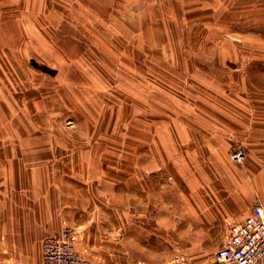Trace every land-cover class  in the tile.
<instances>
[{"label": "crops", "instance_id": "obj_1", "mask_svg": "<svg viewBox=\"0 0 264 264\" xmlns=\"http://www.w3.org/2000/svg\"><path fill=\"white\" fill-rule=\"evenodd\" d=\"M60 1L0 0V63L11 70L0 69V264H41L42 239L66 225L94 263L153 264L182 255L196 264H236L216 262L214 251L231 225L264 205V85L248 84L252 65L264 80V0H158L159 16L167 3L182 12L186 2L192 16L237 19V28H220L219 62L229 73H213L210 64V89L197 105L183 86L166 87L183 82L177 68L190 63L134 61L150 66L145 73L113 57L104 61L96 30L90 43L84 34L72 61L64 48L67 57L55 58L58 44L48 34L39 40L38 25L70 0ZM7 20L14 29L1 26ZM38 51L47 57L40 60ZM71 64L77 79L46 74L53 83L43 89L32 73ZM119 64L135 73L122 107L111 89L119 86L112 74ZM189 69L184 82L204 80ZM144 82L160 83L146 89ZM218 82H238L239 91ZM233 145L246 149L241 162L231 158Z\"/></svg>", "mask_w": 264, "mask_h": 264}, {"label": "rangeland", "instance_id": "obj_2", "mask_svg": "<svg viewBox=\"0 0 264 264\" xmlns=\"http://www.w3.org/2000/svg\"><path fill=\"white\" fill-rule=\"evenodd\" d=\"M57 1L58 4H55V6H60L61 1ZM137 1L139 2H136L133 7L132 3L127 0H70L60 10L62 13L59 11V16L58 13L52 18L45 17L40 19L38 25L39 40L43 39L42 37L47 36V34L50 35V38H53L60 49V52L55 51V58H62L63 56L66 58L68 55L72 61L84 49V34L88 37L86 38L87 42L90 43L89 37H93L94 30H96L97 33H101L99 42L106 49V55L103 54L104 61L105 59L106 61H110V57H113L117 61L129 62L133 70L143 69L145 73L150 71V66L147 64H144L145 66L134 65V61L188 62L193 69L197 68L196 70L204 77V80L202 82H184L186 77L190 75L189 68L191 67L184 64L181 71L180 68H177L183 74L184 81L168 82L166 83V87L169 90L173 89L176 91L175 85H177L178 89H181V86H183V91L181 90V92L192 96L191 100L194 101L195 105L198 103L201 104L203 100L206 101V96L210 89V82L206 81V76L210 80L208 77V75L210 76V64L213 70L212 72L220 76L227 75L230 70L219 62L222 57L221 42L223 43V38L226 36L223 32H220V28L225 24L229 27L231 25L230 28H237V19H231L228 22L229 19L226 18L192 16L196 14V11H191L192 8L189 7L191 3L186 2L179 3L182 7V12L178 11V9L175 11L174 8L169 9L170 5L174 7V3H167L168 11L166 12V16H159L157 14L158 10L160 6L163 8L164 2L159 3L158 0L156 2L151 0L149 2L144 0ZM54 7L52 10H55V8L59 9L58 7ZM1 24L6 29H14L15 27L13 20L1 22ZM251 24H254V19H250V22L246 23L247 26ZM234 42L238 41L235 39ZM63 48L64 53L67 55H64ZM236 52L238 53V50ZM36 57L42 60L47 55L45 51H38V56ZM232 61H238V54ZM172 67L174 68L175 66L172 64ZM109 68L107 67L108 70ZM256 68V65L248 67V75L251 80L248 83L249 87L251 85H257L259 87L264 85V80L259 81L256 77ZM0 69L5 73L11 72L10 66H7L4 61L0 63ZM12 69V71L17 69L16 65ZM20 69H22L21 66ZM23 69L26 70L25 67ZM38 69V72H31L38 76L40 89H43L47 83L49 85L53 83L50 79L48 81L46 74L58 75L65 73L70 75L72 80L77 79L78 74L77 69L72 64L68 68L66 65L64 67L55 65L50 67L38 66ZM133 70L119 64L115 65V70L112 71V74L120 79L118 81L119 86H111V89L114 91L113 94H118L121 107L127 105V103L125 105L122 103L126 101V95L129 93L127 86L133 80L131 78L134 73ZM27 72L31 73L28 70ZM151 72L155 75L156 80L161 76L155 71ZM13 73L19 74L20 72L14 71ZM262 73L264 79V68ZM166 81H169V78ZM159 83L144 82V84H141L146 89H149V86L151 89V86ZM217 84L220 87L226 85L232 94H236L239 91L238 82H218ZM228 84H230L229 87ZM155 87L158 88L157 86ZM262 88L264 89V87ZM122 96H124L123 99H120ZM120 112L122 113V110ZM65 121L67 120L65 119ZM235 146L233 145L230 152H232Z\"/></svg>", "mask_w": 264, "mask_h": 264}, {"label": "built area", "instance_id": "obj_3", "mask_svg": "<svg viewBox=\"0 0 264 264\" xmlns=\"http://www.w3.org/2000/svg\"><path fill=\"white\" fill-rule=\"evenodd\" d=\"M246 149L234 148L231 158L241 162ZM77 231L73 227L63 226L58 236H46L42 239L41 264H101L84 257L75 247ZM264 257V205L256 204L250 213L239 223L231 225L228 236L214 251L218 263L234 262L236 264H255ZM132 264H151L141 261ZM153 264H196L192 259L182 255Z\"/></svg>", "mask_w": 264, "mask_h": 264}]
</instances>
